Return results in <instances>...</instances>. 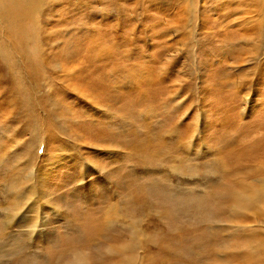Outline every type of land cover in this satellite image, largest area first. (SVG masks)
Listing matches in <instances>:
<instances>
[{
  "label": "rangeland",
  "instance_id": "rangeland-1",
  "mask_svg": "<svg viewBox=\"0 0 264 264\" xmlns=\"http://www.w3.org/2000/svg\"><path fill=\"white\" fill-rule=\"evenodd\" d=\"M5 5L0 264H264V0Z\"/></svg>",
  "mask_w": 264,
  "mask_h": 264
},
{
  "label": "bare ground",
  "instance_id": "bare-ground-1",
  "mask_svg": "<svg viewBox=\"0 0 264 264\" xmlns=\"http://www.w3.org/2000/svg\"><path fill=\"white\" fill-rule=\"evenodd\" d=\"M11 1V8H9L7 5H5L6 8H9L10 9V13L13 14V15H17L19 14V10L15 9L16 5H25L27 3L28 0H10ZM6 2V0H0V4H4ZM242 188V187H241ZM244 188V187H243ZM245 193V192H244ZM246 194V193H245ZM240 195V194H239ZM243 196V193L242 195ZM261 198V197H260ZM253 199V198H252ZM253 201V200H252ZM258 201V200H257ZM246 202L248 203V200H246ZM245 202V203H246ZM244 203V204H245ZM252 204L254 202H251ZM259 204V203H258ZM257 204V205H258ZM246 205V204H245ZM255 205V204H254ZM249 206V205H248ZM251 206V205H250ZM249 206V207H250ZM237 207V206H236ZM241 207V206H239ZM247 208V207H246ZM243 211V210H242ZM247 211V210H246ZM244 213V212H243ZM246 258V257H245ZM244 260V259H243ZM249 260V259H248ZM246 262V261H245ZM125 264V263H124ZM129 264V263H128Z\"/></svg>",
  "mask_w": 264,
  "mask_h": 264
}]
</instances>
